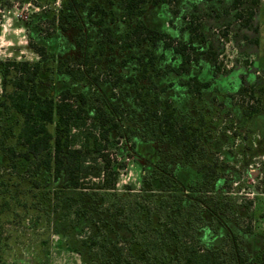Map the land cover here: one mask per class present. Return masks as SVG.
<instances>
[{
    "label": "trees",
    "instance_id": "1",
    "mask_svg": "<svg viewBox=\"0 0 264 264\" xmlns=\"http://www.w3.org/2000/svg\"><path fill=\"white\" fill-rule=\"evenodd\" d=\"M109 2L64 0L60 19L80 34L76 42L81 57L80 66H68L56 81L44 76L41 60L9 59L1 63L0 108L8 115L9 123H21L17 130L11 124L3 129L4 136L15 141L7 143L1 138L2 163L17 166L20 162L21 168L28 171L32 166L37 174L29 180L32 185H55L56 196L69 189H84L89 176L101 179L97 188L109 189L122 165L106 150L124 140L133 152L129 121L143 129L146 140L152 138L181 148V162L170 170L161 163L143 167L146 175L142 182L150 192L113 205L114 220L105 238L84 241L88 252L96 251V257L86 264H264V232L234 219L230 203L208 205L207 196L201 193L213 190L219 175L216 165L197 156L199 141L208 143L213 139L211 129H205L202 112L207 114L209 109L198 107L195 101L208 83L188 84L182 107L187 113L169 99L171 92L164 97L158 92L155 65L164 58L160 48L163 44L172 46L173 41L157 16L161 0H115L114 8ZM119 12L134 20L121 34L110 23ZM86 22L87 29L95 28L97 41H89L94 35L85 32ZM61 26L65 28L64 23ZM114 41L123 48L146 44L143 51H132L122 59L137 65L136 73L124 79L132 86L130 99L115 91L122 75L109 79L95 72L105 46ZM29 46L40 57H47L44 45L31 40ZM143 81L148 85L138 83ZM239 120L241 126L250 122L251 128L259 129L264 136V114L249 112L241 114ZM226 140L222 135L214 141L213 149L219 151ZM182 189L190 193H182ZM8 204L6 200L4 205ZM2 211L0 207V214ZM205 226L219 233L208 239ZM134 245L139 246L138 254L133 252Z\"/></svg>",
    "mask_w": 264,
    "mask_h": 264
},
{
    "label": "rangeland",
    "instance_id": "2",
    "mask_svg": "<svg viewBox=\"0 0 264 264\" xmlns=\"http://www.w3.org/2000/svg\"><path fill=\"white\" fill-rule=\"evenodd\" d=\"M110 1L109 7L114 8L115 0ZM161 2L157 16L173 41L172 46L163 44L160 48L164 58L155 65L158 92L162 97L171 92L169 99L187 113L182 107L188 84L208 83L202 86L200 99L196 96L195 101L198 107L205 105L209 109L207 114L205 110L202 112L205 129H211L213 139L208 143L199 141L197 156L216 165L219 175L215 188L201 193L207 196L208 205L230 203L235 211L234 219L264 232V136L259 129H252L250 122L241 126L239 120L241 114L249 112L264 114V0ZM63 5L64 0H0V66L9 59L41 60L44 76L52 81L61 78L68 66H80V47L76 42L80 34L60 19ZM133 22L119 12L110 23L121 34ZM84 25L85 32L94 35L89 41H97L95 28L87 29L88 22ZM31 40L45 46L47 57H40L29 46ZM145 45L123 48L114 41L105 46L104 55L95 66V72L109 79L123 76L115 91L125 99H130L128 91L132 86L124 79L136 73L137 65L122 59L132 51H143ZM138 83L148 85V81ZM7 116L0 108V147L2 139L7 143L15 141L5 137L3 129L11 124L17 130L21 124L18 120L9 123ZM127 125L135 148L131 152L123 140L106 150L122 165L114 186L109 189L97 188L101 179L89 176L84 189H69L56 196L55 185L45 188L32 185L29 180L37 175L32 166L28 171L21 168L20 162L17 166L3 164L0 150V207L3 208L0 264L89 263L96 257V251L88 252L84 241L105 238V231L114 220L113 205L150 192L149 186L142 182L146 175L143 167L150 163H161L169 170L179 166L181 148L152 138L146 140L140 126L129 121ZM222 135L227 140L216 151L213 143ZM182 193L190 192L182 189ZM6 200L9 206L4 205ZM208 226L204 231L209 239L219 230H214L216 225ZM132 248L139 253L138 245Z\"/></svg>",
    "mask_w": 264,
    "mask_h": 264
}]
</instances>
